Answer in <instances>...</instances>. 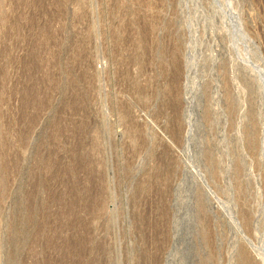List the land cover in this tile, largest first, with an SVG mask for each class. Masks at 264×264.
<instances>
[{
  "label": "rangeland",
  "instance_id": "374dc122",
  "mask_svg": "<svg viewBox=\"0 0 264 264\" xmlns=\"http://www.w3.org/2000/svg\"><path fill=\"white\" fill-rule=\"evenodd\" d=\"M0 264H264V0H0Z\"/></svg>",
  "mask_w": 264,
  "mask_h": 264
},
{
  "label": "bare ground",
  "instance_id": "6f19581e",
  "mask_svg": "<svg viewBox=\"0 0 264 264\" xmlns=\"http://www.w3.org/2000/svg\"><path fill=\"white\" fill-rule=\"evenodd\" d=\"M203 187H204V186H203ZM204 192H205L206 194H208V193H209V189H206V190L204 189ZM206 194H205V195H206ZM211 195H212V194H211ZM207 196H208V195H207ZM208 198H209V197H208ZM212 204H213V203H212ZM234 222H235V221H234ZM234 230H235V228H234ZM235 232H236V231H235ZM237 232L239 233V230H238Z\"/></svg>",
  "mask_w": 264,
  "mask_h": 264
}]
</instances>
